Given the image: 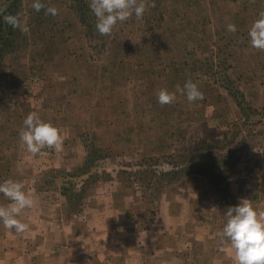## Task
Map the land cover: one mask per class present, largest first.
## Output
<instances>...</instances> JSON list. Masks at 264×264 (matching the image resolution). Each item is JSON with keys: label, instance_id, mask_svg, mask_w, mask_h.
<instances>
[{"label": "rangeland", "instance_id": "374dc122", "mask_svg": "<svg viewBox=\"0 0 264 264\" xmlns=\"http://www.w3.org/2000/svg\"><path fill=\"white\" fill-rule=\"evenodd\" d=\"M81 1L83 8L77 0H40L36 11L34 0H17L18 24L0 53V183L64 197L65 219L86 205L105 207L110 197L112 207L92 222L99 233L100 222L110 221L109 233L133 231L128 264H234L217 236L227 208L247 199L264 212L255 186L264 178L249 171L264 165L256 158L264 156V51L248 37L264 0H144L141 19L133 15L104 36L90 0ZM189 80L203 100L190 104L176 93L175 102L158 103L159 90L175 92ZM31 112L59 130L61 152L33 156L22 147ZM210 145L228 155L213 174L200 175L197 163ZM10 203L0 193V206ZM79 224L81 235L90 232ZM24 233L0 225V261L18 260L34 245ZM90 238L112 245L106 234ZM113 255L100 263L118 264Z\"/></svg>", "mask_w": 264, "mask_h": 264}, {"label": "clouds", "instance_id": "9594fccd", "mask_svg": "<svg viewBox=\"0 0 264 264\" xmlns=\"http://www.w3.org/2000/svg\"><path fill=\"white\" fill-rule=\"evenodd\" d=\"M43 7L40 0H34L33 8L36 11ZM89 8L96 18V31L104 36L110 35L118 22H125L133 15L141 19L146 4L144 0H90ZM46 11L53 16L57 14L54 7ZM12 22L17 26V21ZM227 30L236 32V25L228 24ZM248 37L252 48L264 51V12L259 13L258 19L252 23ZM176 93L185 96L190 104L203 100V93L197 84L189 80L182 88L177 87L175 92L159 90L157 101L161 105L171 104L177 99ZM23 126L19 133L21 145L33 156L42 154L45 148L56 152L63 150V137L59 130L42 121L36 112L24 118ZM0 193L11 202L8 206H0V225L18 234L26 232L29 226L17 217L25 209L33 207V198L24 191L22 182L11 179L0 183ZM227 209L226 220L217 236L222 243L226 241L230 245L234 264H264V212L258 213L247 199Z\"/></svg>", "mask_w": 264, "mask_h": 264}, {"label": "crops", "instance_id": "0c3cea01", "mask_svg": "<svg viewBox=\"0 0 264 264\" xmlns=\"http://www.w3.org/2000/svg\"><path fill=\"white\" fill-rule=\"evenodd\" d=\"M260 156L257 155L256 158H262V160H264V156ZM252 169L261 174V177L264 178V165L258 166L257 163L254 162L252 167L249 168V171H252ZM263 181L262 179L260 182H256L257 184H255V186H259L258 188L264 199ZM28 194L33 198L34 205L31 209L22 211L18 219L27 222L26 224L29 228L21 235L25 236L27 240L26 243L34 245L26 248L24 254L19 257L18 260L8 262L0 261V264H101L100 261L105 258L106 254H110L111 251L114 254L112 256L114 263L119 264L124 261L123 264H128V261L123 259V256L126 253V239L132 235L133 231L128 230V234L126 231L119 229L120 231H117L115 234H113L112 231L109 233L107 231V226L114 225V223L110 221L109 224L100 222L99 229L101 232L99 233L96 225H93L92 222V219L96 220L97 216L101 218V215L106 213L108 208L112 207V199L110 197L105 207H96L93 205V208L89 209L90 205H86L83 212L73 214L72 219H65L63 215L66 203L64 197L47 198L43 195L39 196L40 192H36V188L34 194ZM105 200L107 201V198ZM82 220L87 223L86 227L91 228L90 232L84 231L81 235L79 223ZM120 226L122 225L120 224ZM105 234L108 235L109 243H112V245H103L101 242L98 243L90 238L102 239ZM80 237H83V243H86V240L92 241L89 245L81 244ZM33 240H35V242ZM166 251H171V249L168 248ZM26 253H28V255ZM46 256H49V259H51H45ZM100 256H103V258H100ZM95 257L99 260L95 261ZM133 260L134 259H132V261ZM133 262L136 264L145 263L141 261L140 258Z\"/></svg>", "mask_w": 264, "mask_h": 264}, {"label": "trees", "instance_id": "16d2710c", "mask_svg": "<svg viewBox=\"0 0 264 264\" xmlns=\"http://www.w3.org/2000/svg\"><path fill=\"white\" fill-rule=\"evenodd\" d=\"M77 3H78L79 6L81 5V8H83L85 6V4L81 0H77ZM0 7H1L0 8V53H1V52H3L4 47L8 46V39L12 35L11 29H12V27L14 25L12 21L15 20L16 14L18 12V3H17V0H7L6 4L3 5V6H0ZM240 99L237 102L238 103L237 106L240 107V109L243 111V106H242V102H241ZM247 109L250 110L248 107L246 108V110ZM252 111H254V110H252ZM250 116H251V113L246 116L247 119ZM230 143L231 142H229V144ZM213 147L219 149V151L217 153H214L213 150H212ZM208 149L210 151L209 155H207L204 158V160H200L197 163V165H199L198 168H197V169H199V170H197V173H199L200 175H202L203 172L205 174H209V173L213 174L215 169L218 168L217 166H219L218 164L220 162L222 164H224L225 158L228 155V154H225V153L223 155L220 152V151H222V150H220L222 148H219L216 145H214V146L210 145V146H208ZM193 153L194 154H198V153L201 154L200 148L194 149ZM235 159H237V158H235ZM195 167H197V166H195ZM205 168H207L208 170H205Z\"/></svg>", "mask_w": 264, "mask_h": 264}]
</instances>
